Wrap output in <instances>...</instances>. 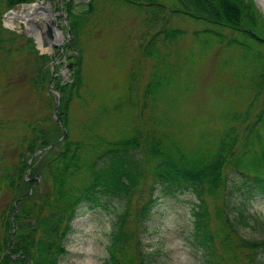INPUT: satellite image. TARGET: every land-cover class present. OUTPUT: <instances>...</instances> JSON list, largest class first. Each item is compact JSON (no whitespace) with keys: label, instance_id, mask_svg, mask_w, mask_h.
Segmentation results:
<instances>
[{"label":"rangeland","instance_id":"rangeland-1","mask_svg":"<svg viewBox=\"0 0 264 264\" xmlns=\"http://www.w3.org/2000/svg\"><path fill=\"white\" fill-rule=\"evenodd\" d=\"M253 2L264 20L259 1ZM30 3L40 4L27 12L16 9L18 5L9 9L5 0H0V173L20 164L22 140L28 135L29 124L38 120L37 123L52 127L50 124L58 121L53 116L56 93L49 86L53 89L54 77L60 82L69 78L71 67L67 68V64L73 58L69 59L72 51L66 50L65 43L73 34L65 6L70 3L74 17L81 14L76 48L82 53L83 80L79 96L68 111L71 139L93 144L98 138L108 141L126 137L135 129L152 130L156 137L165 136V144L178 143L183 155L191 158L212 153L229 128L237 135L238 145L244 143L253 126L250 148L239 147L231 159L244 153L239 169L264 176V119L259 124L254 122L264 105V86H256L258 69L252 54L239 46L219 43L202 30L220 31L225 39L243 40L241 34L184 15L171 17L167 24L160 16L152 19L150 11L122 0H94L93 10L83 15L90 0ZM39 9L45 10L40 14L42 18L54 21L51 38L46 23L39 28L28 21ZM167 27L183 33L166 40L158 31ZM36 38L41 44L37 45ZM258 50L264 56V47ZM39 54L48 56L45 64L53 76L42 91L32 83ZM156 76L162 84L152 94L147 87ZM246 111L248 115L242 120ZM223 173L228 180L227 187L221 188L222 194L206 195L211 230L219 233L217 238L229 236L227 240L237 244L236 254L246 262L251 250L238 243L225 225V216L231 221L239 210H244L247 224H239V236L251 242L264 241V194L245 182L231 164L224 167ZM37 178L35 189L40 193L49 182L41 174ZM148 182L145 178L138 186L143 196L147 194ZM140 191H135L128 203L125 231L129 238L122 245L125 259L130 264H140L141 260L143 264H206L204 250L193 236L192 207L197 202L194 194L186 191L168 197L155 191L159 198L151 218L145 228L137 230L134 207ZM13 197V189L0 183V215L9 208ZM124 208V200L107 195L101 196L98 205L82 202L71 222L72 230L64 239L66 251L58 263L103 264L111 232ZM216 250L223 255L218 264H237L221 242L216 243ZM139 251L143 253L141 257ZM254 257L264 264V245Z\"/></svg>","mask_w":264,"mask_h":264},{"label":"trees","instance_id":"trees-1","mask_svg":"<svg viewBox=\"0 0 264 264\" xmlns=\"http://www.w3.org/2000/svg\"><path fill=\"white\" fill-rule=\"evenodd\" d=\"M29 1L5 0V3L10 9ZM93 1L90 0L82 15L93 10ZM122 1L150 11L152 19L160 16V20L167 24L171 17L184 15L241 34L243 40L233 37L225 39L220 31L210 28L202 30L216 37L219 43L239 46L244 52L251 53L258 69L256 76L259 83L256 86H264V56L258 50L259 47H264V20L255 9L253 0ZM19 6L28 8L31 3ZM65 8L73 34L68 46V50L72 51L68 57L73 58V65L69 71V80L60 82L54 77L53 88L60 95L56 121L58 124L54 121L50 124L51 127L37 123L38 120L29 124L28 135L22 140L24 152L20 164L0 173V183L14 191L9 208L0 215V264H59V257L66 251L63 242L72 230L71 222L76 216L77 209L82 202L98 205L101 196L105 195L124 200L125 208L118 215L116 227L111 232L107 257L103 264H130L125 259L122 247L123 242H127L129 238L125 231L128 203L133 193L140 191L138 186L143 184L145 178L149 180V186L145 190L147 194L143 196V192L140 191L134 207L137 230L145 228V223L151 218L152 209L159 198L155 191L160 190L168 197H176L178 194L191 191L197 200L192 207L193 236L196 244L204 250L206 264H218L221 261L223 255L216 250L217 242H221L230 252V259L237 264H261L254 255L256 250L264 245V241L251 242L238 234L239 224H247L244 210H239L238 215L231 221L225 216V225L237 238L238 243L251 250L246 256V262H242L236 254L237 244L232 239L227 240L229 236L217 238L219 233L211 230L206 197L207 194H222L221 188L227 187L228 178L223 173L227 164H231L245 182L249 181L264 194V176L256 173L246 174L243 169H239L244 153L234 161L231 159L239 147L250 148L249 137L253 126L245 135L244 143L238 145L237 135L229 128L224 131L212 153L199 154L191 158L183 155L178 143L169 141V144H165L163 141L165 136L156 137L152 130L135 129L126 137L108 141L98 138L93 144L71 139L68 111L73 99L79 96L83 85L82 53L76 48V30L81 14L80 17H74L70 3ZM42 13L43 9L39 11V15ZM158 33H162L166 40H174L183 33V30L167 27ZM152 39L154 41L155 35ZM37 61V75L32 79V83L35 89L42 91L53 76L50 66L45 64L49 61L47 55L39 54L36 63ZM161 84L160 78L156 76L148 84L147 92L154 94ZM129 89H132L131 85ZM247 115L248 111L241 119L245 120ZM263 119L264 105L256 114L254 122L259 124ZM64 130L65 134L61 138ZM50 145L52 146L49 147ZM45 148L47 150L38 152ZM190 156L193 155L190 153ZM27 171L29 174L25 175ZM40 174L48 179L49 184L45 186L43 192L36 193L37 177ZM216 215L219 216L217 213ZM142 254L139 251L140 257ZM140 264H143L142 260Z\"/></svg>","mask_w":264,"mask_h":264},{"label":"water","instance_id":"water-1","mask_svg":"<svg viewBox=\"0 0 264 264\" xmlns=\"http://www.w3.org/2000/svg\"><path fill=\"white\" fill-rule=\"evenodd\" d=\"M254 1H255V0H254ZM258 1H259V0H258ZM61 15H62L63 17H65V15H64L63 12L61 13ZM33 19H34V20H33ZM28 20H29V22H32V24H34L35 26H37V27H39V28H40V24H41V23H46V26H47V28H48V32H47V33H48V37L51 38V36H52V31H53V28L51 27V25L54 26V21H53L52 19H50V21H49V20H46V19L40 17L39 12H35V13L32 14L31 17H29ZM35 41H36L37 45H39V41H38L37 38L35 39ZM46 43H47V41L44 40V43H43V44H46ZM67 67L70 68V67H71V63H69ZM49 87H50V90L54 91V92L57 93V95H58L57 100H56V104H55L54 114H53L54 119H57L58 106H59V102H60L59 93H58L56 90L52 89L51 86H49ZM64 132H65V131H64ZM63 134H64V133H63ZM15 203H16V202H15ZM15 209L17 210V208H15ZM11 243H12V239H11V241H10V245H11Z\"/></svg>","mask_w":264,"mask_h":264},{"label":"bare ground","instance_id":"bare-ground-1","mask_svg":"<svg viewBox=\"0 0 264 264\" xmlns=\"http://www.w3.org/2000/svg\"><path fill=\"white\" fill-rule=\"evenodd\" d=\"M257 1V0H256ZM259 5L261 6V8H262V10H263V12H264V0H259ZM17 9H23L24 11H29V10H31L30 8H23V7H21V8H17ZM41 9H39V10H37L38 12L40 11ZM32 15V14H31ZM28 16V15H27Z\"/></svg>","mask_w":264,"mask_h":264},{"label":"flooded vegetation","instance_id":"flooded-vegetation-1","mask_svg":"<svg viewBox=\"0 0 264 264\" xmlns=\"http://www.w3.org/2000/svg\"><path fill=\"white\" fill-rule=\"evenodd\" d=\"M39 4L40 3H33V4H31V6H29L28 8H30V9H32V7L33 6H37V7H39ZM18 5V4H17ZM17 5H15V6H17ZM17 8H21V6H19V7H17ZM16 8V9H17ZM13 11V10H12ZM45 11V10H44ZM50 20V19H49ZM34 32H36L35 30H34ZM58 33V32H57ZM57 36L60 38V34H57Z\"/></svg>","mask_w":264,"mask_h":264}]
</instances>
